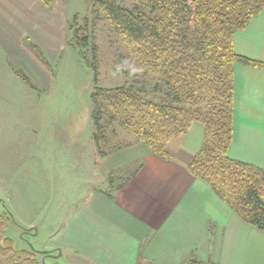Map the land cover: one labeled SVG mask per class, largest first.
Here are the masks:
<instances>
[{
  "label": "crops",
  "instance_id": "1",
  "mask_svg": "<svg viewBox=\"0 0 264 264\" xmlns=\"http://www.w3.org/2000/svg\"><path fill=\"white\" fill-rule=\"evenodd\" d=\"M60 3L56 0L47 8L40 0H0V42L14 50L17 64L40 66L26 47V37L52 61L58 60L54 53L63 50L68 12L66 4ZM234 43L237 54L264 63V10L236 33ZM66 138L63 147L69 142ZM204 140L203 124H192L185 134L167 143L169 158L165 160L141 143L100 156L93 139L92 159L82 162L77 158L73 172L75 194L80 199L74 196L76 208L69 211L67 221L72 228L68 235L74 257L84 264L93 260L104 264H184L193 258L199 264H264V232L244 222L189 171ZM229 155L264 170V69L234 65ZM139 160V168L123 189L112 195L106 194V189L98 190V184L114 170ZM59 164L55 163L54 170ZM107 185L110 187L108 180ZM87 192L90 197L82 203Z\"/></svg>",
  "mask_w": 264,
  "mask_h": 264
},
{
  "label": "trees",
  "instance_id": "2",
  "mask_svg": "<svg viewBox=\"0 0 264 264\" xmlns=\"http://www.w3.org/2000/svg\"><path fill=\"white\" fill-rule=\"evenodd\" d=\"M40 1L51 8L56 0ZM87 1L110 24L129 55L126 69L120 71L127 79L125 85L96 87L92 94L98 154L109 156L129 145L121 141L115 146L107 137L108 132L117 136L119 127L135 143L166 160L167 143L185 134L192 124L201 123L205 140L189 171L244 222L264 232V170L229 155L234 65L264 69L263 62L236 53L234 38L264 10V0ZM30 45L47 64L38 48ZM18 75L30 85L27 77ZM117 175L109 177V186L116 191L134 176L116 186ZM11 220L9 212L0 214L3 264H38L35 253L17 251L4 236Z\"/></svg>",
  "mask_w": 264,
  "mask_h": 264
},
{
  "label": "rangeland",
  "instance_id": "3",
  "mask_svg": "<svg viewBox=\"0 0 264 264\" xmlns=\"http://www.w3.org/2000/svg\"><path fill=\"white\" fill-rule=\"evenodd\" d=\"M60 2L66 4L68 12L64 46L54 53L59 56L56 62L26 37V47L40 66H21L15 62L14 50L0 42V214L9 212L12 217L4 233L13 241L11 246L35 253L38 264H84L74 257L68 235L72 232L67 222L69 211L77 202L74 196L80 200L75 194V162L93 157L92 94L96 87L125 85L127 79L120 71L126 69L129 55L91 2ZM29 43L38 48L47 64L40 61ZM18 73L27 77L31 86ZM115 130L117 136L111 132L107 135L115 146L121 141H129L123 149L137 144L124 130ZM65 137L69 142L63 147ZM62 156L66 160H60ZM55 163H60L58 170H54ZM140 164L141 160L114 170L112 174L120 173L115 185L133 176ZM105 180L98 184V190L106 189V194L112 195L116 190L108 187L109 178ZM89 197L87 192L82 203ZM42 252L52 253L42 259ZM4 261L0 255V264ZM194 261L200 263L193 258L184 264ZM90 264L104 263L93 260Z\"/></svg>",
  "mask_w": 264,
  "mask_h": 264
},
{
  "label": "water",
  "instance_id": "4",
  "mask_svg": "<svg viewBox=\"0 0 264 264\" xmlns=\"http://www.w3.org/2000/svg\"><path fill=\"white\" fill-rule=\"evenodd\" d=\"M41 255H44V256H49V254L47 252H42L40 253Z\"/></svg>",
  "mask_w": 264,
  "mask_h": 264
},
{
  "label": "flooded vegetation",
  "instance_id": "5",
  "mask_svg": "<svg viewBox=\"0 0 264 264\" xmlns=\"http://www.w3.org/2000/svg\"><path fill=\"white\" fill-rule=\"evenodd\" d=\"M43 257H42V259H44V255H42ZM46 257H48V256H46Z\"/></svg>",
  "mask_w": 264,
  "mask_h": 264
}]
</instances>
